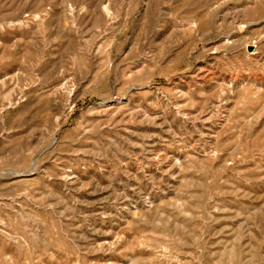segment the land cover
<instances>
[{
  "label": "rangeland",
  "instance_id": "374dc122",
  "mask_svg": "<svg viewBox=\"0 0 264 264\" xmlns=\"http://www.w3.org/2000/svg\"><path fill=\"white\" fill-rule=\"evenodd\" d=\"M0 264H264V0H0Z\"/></svg>",
  "mask_w": 264,
  "mask_h": 264
}]
</instances>
